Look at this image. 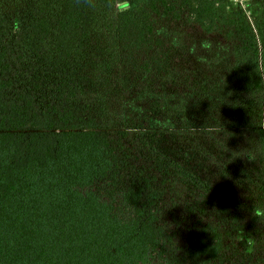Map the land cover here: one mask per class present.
I'll return each mask as SVG.
<instances>
[{"label":"trees","instance_id":"16d2710c","mask_svg":"<svg viewBox=\"0 0 264 264\" xmlns=\"http://www.w3.org/2000/svg\"><path fill=\"white\" fill-rule=\"evenodd\" d=\"M227 12L30 0L0 20V264L264 263V2ZM220 76L222 113L160 124L167 93Z\"/></svg>","mask_w":264,"mask_h":264},{"label":"rangeland","instance_id":"374dc122","mask_svg":"<svg viewBox=\"0 0 264 264\" xmlns=\"http://www.w3.org/2000/svg\"><path fill=\"white\" fill-rule=\"evenodd\" d=\"M29 1L0 0V20L4 28L9 30L12 27L14 21L19 19L22 16V12L28 7ZM138 1L115 0V9L116 11L123 9L132 11ZM263 2L264 0H227V14L231 17L242 15L251 21L253 16L260 12ZM227 83L228 79L220 76L214 91H210L207 97L202 99H196L192 97L193 95L187 97L186 95L167 93L159 104L161 116L166 118L160 124L169 126L172 129L179 126H195L197 121L191 119L192 111L195 109L200 110L201 114H205L206 118H210L215 113H222L224 105L229 99L227 97ZM208 120L211 121V119Z\"/></svg>","mask_w":264,"mask_h":264}]
</instances>
